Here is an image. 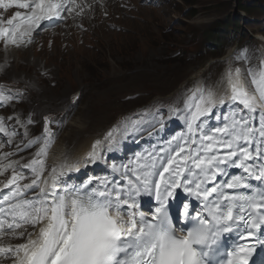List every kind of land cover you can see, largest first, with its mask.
<instances>
[{"label": "snow or ice", "instance_id": "obj_1", "mask_svg": "<svg viewBox=\"0 0 264 264\" xmlns=\"http://www.w3.org/2000/svg\"><path fill=\"white\" fill-rule=\"evenodd\" d=\"M11 8L26 11L0 18V40L19 46L31 43L32 33L45 22L63 20L65 12L81 5L76 0H0V9ZM11 99L0 91V100ZM225 106L227 113L217 115ZM170 112L181 114L186 131L158 152L137 153L128 165L111 164V179L89 176L69 184L62 178L79 171L81 162L65 160L49 168L51 121L44 128L48 138L22 165L31 178L17 170L18 162L8 161L13 153L0 155V175L11 169L10 177L0 181V240H23L0 245V256L12 264H264V188L248 182L264 184V62L230 68L223 88L197 87L182 109ZM211 119L218 123L211 125ZM140 123L129 118L111 128L93 143L87 162L95 163L106 145L111 150L129 125L139 131ZM0 133L9 144L17 135L2 117ZM39 143L36 138L25 147ZM229 168L242 174L230 175ZM218 176L226 178L218 181ZM142 195L155 201L147 212L139 211ZM173 204L181 226L174 223ZM224 234H232L227 244L221 241Z\"/></svg>", "mask_w": 264, "mask_h": 264}, {"label": "rangeland", "instance_id": "obj_2", "mask_svg": "<svg viewBox=\"0 0 264 264\" xmlns=\"http://www.w3.org/2000/svg\"><path fill=\"white\" fill-rule=\"evenodd\" d=\"M156 1L140 10L116 13L81 36L61 32L53 41L41 37L16 57L0 54L1 81L19 86L21 92L0 114L13 119L20 134L17 142L22 140L18 148L29 160L48 138L44 132L48 115L70 111L63 113L69 126L56 120L51 124L55 133L63 128L59 147L70 146L81 119L89 127L98 126L97 135L103 137L138 113L180 102L200 79L205 89L215 90L224 87L230 68L260 66L258 61L264 58L252 42L264 31V0ZM216 40L220 45L211 48ZM12 95L7 91L6 96ZM227 111L226 106L216 114ZM147 118L149 123L139 125L133 141L162 116ZM36 138L39 144L25 147ZM47 164L50 168L49 160Z\"/></svg>", "mask_w": 264, "mask_h": 264}, {"label": "bare ground", "instance_id": "obj_3", "mask_svg": "<svg viewBox=\"0 0 264 264\" xmlns=\"http://www.w3.org/2000/svg\"><path fill=\"white\" fill-rule=\"evenodd\" d=\"M15 54H16V51L8 52L6 50L4 52V56H6L5 59L16 57ZM80 122H81L79 124L80 127H79L78 132L76 133L75 138L73 136V139L69 140L68 142L70 146H66L62 144L59 147V144H57V146L51 152V157H50L52 161V166H58L59 161H63L65 160V158L70 159L69 162H73V163L77 161L81 162L82 166L80 167L79 171L67 172L65 174V175L74 174V179H72L71 182H68V183H74V182L80 183L82 180H84L83 178H85L87 169L90 165L87 162V160H85L86 157L88 156V153L91 152V148H88V147L93 142H95L97 139H101L99 138V135H97V131H96V128L98 126L89 127V125L84 122V119H81ZM86 122L88 121L86 120ZM62 179L65 181L64 177ZM22 242L23 241H21L20 243ZM8 244L15 245L12 242H7L5 246ZM4 264H10V263L4 262Z\"/></svg>", "mask_w": 264, "mask_h": 264}, {"label": "trees", "instance_id": "obj_4", "mask_svg": "<svg viewBox=\"0 0 264 264\" xmlns=\"http://www.w3.org/2000/svg\"><path fill=\"white\" fill-rule=\"evenodd\" d=\"M213 45L218 46V45H220V42H218V40H216V41H214Z\"/></svg>", "mask_w": 264, "mask_h": 264}]
</instances>
